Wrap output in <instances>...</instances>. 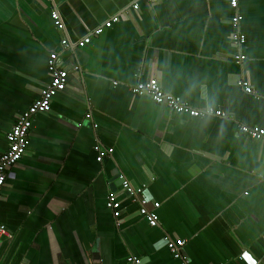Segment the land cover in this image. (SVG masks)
<instances>
[{
	"label": "crops",
	"instance_id": "obj_1",
	"mask_svg": "<svg viewBox=\"0 0 264 264\" xmlns=\"http://www.w3.org/2000/svg\"><path fill=\"white\" fill-rule=\"evenodd\" d=\"M238 11L240 47L229 0H0V156L49 85V55L68 70L0 190L10 234L0 237V264H182L166 238L184 241L188 264H264V143L237 129H264V102L239 86L264 94V0H238ZM151 79L195 110L226 116L189 118L131 94ZM98 148L112 150L101 163ZM123 182L142 191L158 226Z\"/></svg>",
	"mask_w": 264,
	"mask_h": 264
},
{
	"label": "built area",
	"instance_id": "obj_2",
	"mask_svg": "<svg viewBox=\"0 0 264 264\" xmlns=\"http://www.w3.org/2000/svg\"><path fill=\"white\" fill-rule=\"evenodd\" d=\"M229 5L234 11V17L232 19V25L235 29V34L233 36V42L236 46H241L245 42V37L240 31V23L242 20L241 15L238 11V0H229ZM138 6L134 5L133 9L137 10ZM52 19L56 22L58 30H64L63 24L59 19V15L56 11L51 14ZM118 22V18L114 17L111 20L104 23L102 28H110L112 24ZM102 28H97L92 32L93 36H98L102 32ZM90 36L83 38L82 40L75 43L77 47H83L86 44L90 43ZM61 46L64 50L70 48L71 43L63 39L61 41ZM246 60V57L242 54L235 56V61L238 64H242ZM47 70L51 75V80L49 85L42 91L40 97L33 102V104L24 112H22L11 130L6 134V142L8 145L7 151L0 156V190L5 184L7 172L12 167H14L24 156L28 149L29 145V132L32 127V119L39 114H47L50 112L51 102L53 97L58 93L64 91L67 87V77L68 70L61 64L58 59V56L54 53L49 55L47 60ZM239 86L241 89L250 96L261 99L264 102V94H257L250 84L246 81H240ZM130 92L133 96L136 97H148L155 104L162 105L167 107L171 112L185 115L189 118H206V117H218L224 118L226 115L212 108L205 110H195L188 106L186 103L182 102L180 98L173 96L171 94H166L158 84L155 79L148 80L144 83H138L137 85L130 88ZM238 132L247 137L248 139L259 141L264 143V129L257 127H249L240 125L237 127ZM98 156L96 161L101 163L103 159L107 156H111L112 150L101 149L97 150ZM123 191H127L132 195L137 196V200L140 206L139 214L144 216L147 220L148 225L152 228L158 226V220L155 215L148 212L145 208L147 203L146 198L140 196L142 193L141 190L136 192L131 191L130 186L127 182L122 183ZM106 208L112 212L113 217L119 221L120 220V203L116 201L113 197L109 198L106 204ZM10 237V234L5 229L4 226L0 224V237ZM162 246L166 247L171 253L174 259L182 260V264H188L181 256L180 248L184 245V241L176 240L172 241L169 239L161 240ZM126 264H143L142 260L136 257H128ZM259 264V263H258Z\"/></svg>",
	"mask_w": 264,
	"mask_h": 264
},
{
	"label": "water",
	"instance_id": "obj_3",
	"mask_svg": "<svg viewBox=\"0 0 264 264\" xmlns=\"http://www.w3.org/2000/svg\"><path fill=\"white\" fill-rule=\"evenodd\" d=\"M48 114V113H47ZM136 191V190H135Z\"/></svg>",
	"mask_w": 264,
	"mask_h": 264
}]
</instances>
